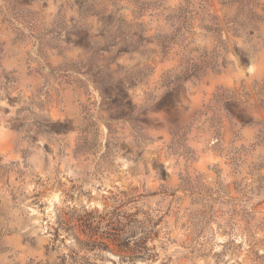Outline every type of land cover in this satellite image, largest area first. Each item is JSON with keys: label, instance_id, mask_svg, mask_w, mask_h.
<instances>
[{"label": "rangeland", "instance_id": "rangeland-1", "mask_svg": "<svg viewBox=\"0 0 264 264\" xmlns=\"http://www.w3.org/2000/svg\"><path fill=\"white\" fill-rule=\"evenodd\" d=\"M0 264H264V0H0Z\"/></svg>", "mask_w": 264, "mask_h": 264}]
</instances>
